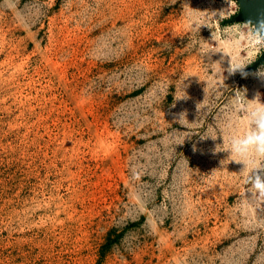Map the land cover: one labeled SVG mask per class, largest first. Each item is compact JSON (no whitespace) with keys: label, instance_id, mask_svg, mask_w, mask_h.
Segmentation results:
<instances>
[{"label":"rangeland","instance_id":"1","mask_svg":"<svg viewBox=\"0 0 264 264\" xmlns=\"http://www.w3.org/2000/svg\"><path fill=\"white\" fill-rule=\"evenodd\" d=\"M237 11L0 0V264H264V196L228 152L264 104Z\"/></svg>","mask_w":264,"mask_h":264},{"label":"clouds","instance_id":"2","mask_svg":"<svg viewBox=\"0 0 264 264\" xmlns=\"http://www.w3.org/2000/svg\"><path fill=\"white\" fill-rule=\"evenodd\" d=\"M238 39L258 52L264 46V23L252 32L240 34ZM233 67L238 69L241 65ZM241 108L246 113V119L237 118L229 124L228 152L243 164V182L264 196V175L258 171L264 169V104L255 107L242 105Z\"/></svg>","mask_w":264,"mask_h":264},{"label":"water","instance_id":"3","mask_svg":"<svg viewBox=\"0 0 264 264\" xmlns=\"http://www.w3.org/2000/svg\"><path fill=\"white\" fill-rule=\"evenodd\" d=\"M238 11L226 23H248L255 30L264 23V0H234ZM264 63V48L258 57L248 66L246 73H250Z\"/></svg>","mask_w":264,"mask_h":264},{"label":"built area","instance_id":"4","mask_svg":"<svg viewBox=\"0 0 264 264\" xmlns=\"http://www.w3.org/2000/svg\"><path fill=\"white\" fill-rule=\"evenodd\" d=\"M264 48V46H262L260 49L262 50Z\"/></svg>","mask_w":264,"mask_h":264}]
</instances>
